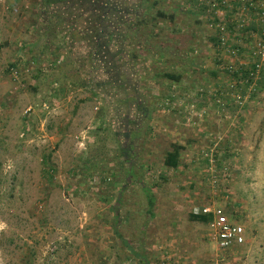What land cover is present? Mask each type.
Here are the masks:
<instances>
[{"label": "rangeland", "instance_id": "obj_1", "mask_svg": "<svg viewBox=\"0 0 264 264\" xmlns=\"http://www.w3.org/2000/svg\"><path fill=\"white\" fill-rule=\"evenodd\" d=\"M109 1L0 0V264H264V0Z\"/></svg>", "mask_w": 264, "mask_h": 264}, {"label": "trees", "instance_id": "obj_2", "mask_svg": "<svg viewBox=\"0 0 264 264\" xmlns=\"http://www.w3.org/2000/svg\"><path fill=\"white\" fill-rule=\"evenodd\" d=\"M81 1L83 2L82 5L85 6L84 9H86L87 14H89L90 16L93 15L94 17L93 20L97 22H99L100 19V20H104V22H110L111 25L112 24L111 21L118 22L121 19V17H123L124 15L123 13H125V10H121L117 8L115 5L111 4L109 0H81ZM159 17H164V16L161 13H159ZM100 23L103 24V21H101ZM101 29L104 30L103 40H104V45L107 47L112 43V39H113L112 34L108 29L104 27ZM256 66L257 65H254L251 69V73L249 74L247 73V75L256 73ZM165 78L176 83L179 81V77H175L170 74H165ZM179 151H180L179 147H174L173 151L166 155L164 160L165 167L169 169H177L179 163ZM135 170L136 169L131 167V177L134 176ZM139 185H140L141 194L146 201V214L148 215V217L152 218L156 203L155 195L152 193V188H149L143 185L142 183ZM119 196H122L121 192L118 193V197ZM211 219L212 217L208 215H201V214L191 215V220L193 222H197L206 226L211 221ZM121 243L126 246L128 245V243L126 242L124 243L123 240H121ZM131 252H132L131 254L133 255L132 250ZM136 257H138V255H136ZM140 259L143 260L144 262L146 261L144 257Z\"/></svg>", "mask_w": 264, "mask_h": 264}, {"label": "built area", "instance_id": "obj_3", "mask_svg": "<svg viewBox=\"0 0 264 264\" xmlns=\"http://www.w3.org/2000/svg\"><path fill=\"white\" fill-rule=\"evenodd\" d=\"M200 214L212 217L206 226L207 236L211 244L214 245L217 254L225 256L245 245L244 228L240 224L230 221L222 208H203Z\"/></svg>", "mask_w": 264, "mask_h": 264}]
</instances>
